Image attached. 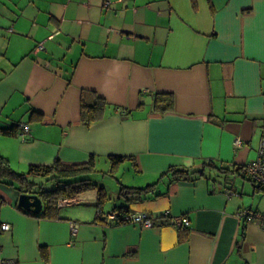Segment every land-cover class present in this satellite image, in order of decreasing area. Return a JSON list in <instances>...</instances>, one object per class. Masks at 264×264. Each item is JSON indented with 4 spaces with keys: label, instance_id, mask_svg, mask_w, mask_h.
Here are the masks:
<instances>
[{
    "label": "crops",
    "instance_id": "crops-1",
    "mask_svg": "<svg viewBox=\"0 0 264 264\" xmlns=\"http://www.w3.org/2000/svg\"><path fill=\"white\" fill-rule=\"evenodd\" d=\"M160 93L174 98L165 113L153 111ZM97 97L102 116L85 126L82 102ZM22 125L25 137L0 134L16 172L93 157L102 174L111 157L130 156L137 166L115 171L140 181L118 183L157 186L134 200L112 190L118 203L106 188L101 209L90 190L42 219L0 182V226L11 227L0 228V263L264 264V228L239 215L264 212L250 181L159 180L173 168L213 160L234 170L259 157L264 0H0V128ZM125 205L154 226L108 219Z\"/></svg>",
    "mask_w": 264,
    "mask_h": 264
},
{
    "label": "trees",
    "instance_id": "trees-1",
    "mask_svg": "<svg viewBox=\"0 0 264 264\" xmlns=\"http://www.w3.org/2000/svg\"><path fill=\"white\" fill-rule=\"evenodd\" d=\"M153 99V111L155 112L165 113L174 105V98L171 93H160L155 95ZM82 103L81 115L84 125L88 126L92 122L99 121L106 102L97 97L91 103L84 101ZM122 113L125 115L130 114L129 111L125 110H122ZM33 114H35V112ZM16 133H19V127L17 126L0 128V134L2 136H14ZM125 161H131L133 166H137L134 157L117 155L109 159V162L111 163L110 169L102 174L113 175L112 173L114 169L125 163ZM207 170L209 172L212 171L213 175L211 174L208 176L209 172H207ZM99 173L100 171L97 169L96 160L93 157H91L88 162L77 165L62 163L59 160L55 161L52 166L31 165L26 173H21L18 171L16 172L10 166L8 159L5 156L3 157L0 155V182L4 185L15 187L19 192L38 195L43 202V210L36 216L42 219H53L59 214V200L74 198L79 194L90 190L98 191V206L101 209L100 205L106 199L105 196H107V189L105 186L99 185L94 181L96 174ZM236 175L241 176L244 180L250 181L253 184V191H255V193H264V186L254 183L245 173V166L231 170L224 165H218L213 160L204 161L197 169L186 167L184 169L173 168V170L164 172L159 180L163 177H168L172 181H198L199 178L204 177L208 180L214 181L216 184L220 183L222 185L232 186ZM39 178L42 182L38 181ZM156 186L157 182L150 183V185L146 187L138 188L123 185L119 190V195L124 197L129 196L130 200H134L144 193L151 191L154 193L156 191ZM115 210H118V216L122 221L129 215V213H131V209L128 205L116 206ZM252 212L264 214V212Z\"/></svg>",
    "mask_w": 264,
    "mask_h": 264
},
{
    "label": "built area",
    "instance_id": "built-area-1",
    "mask_svg": "<svg viewBox=\"0 0 264 264\" xmlns=\"http://www.w3.org/2000/svg\"><path fill=\"white\" fill-rule=\"evenodd\" d=\"M108 2V1H107ZM109 3V2H108ZM20 130L22 131V136L25 137V134L29 132V125H22ZM262 145L259 151V157L256 161L247 164L245 166V173L248 175V177L256 184H261L264 186V140L262 141ZM237 145H241L239 141L236 142ZM241 218L246 219V221H253L256 222L259 226H262L264 228V214L263 213H255L251 210H242L239 213ZM154 216L147 214V213H140V214H129L125 217L124 220L129 221L136 225H142L143 227L151 228L155 224ZM108 219L111 221L118 220V214L115 215V213H112L108 216ZM174 223L182 226V227H189L190 220L189 218H185L182 216H178L174 218ZM2 231H8L10 230V225L8 224H2L0 226ZM72 234L76 235L78 231V226L76 224L72 225ZM0 264H15V263H8L5 261H2Z\"/></svg>",
    "mask_w": 264,
    "mask_h": 264
},
{
    "label": "rangeland",
    "instance_id": "rangeland-1",
    "mask_svg": "<svg viewBox=\"0 0 264 264\" xmlns=\"http://www.w3.org/2000/svg\"><path fill=\"white\" fill-rule=\"evenodd\" d=\"M110 168V166H109ZM99 170V168H98ZM113 175H103V174H96L95 176V179L94 181L99 184V185H103L105 186L107 189H108V194H109V198H112L113 201H117V200H120L118 198L113 197L112 195V190L113 191H118V189L120 190V187L123 186L121 184H119V179H123V181L126 183V182H130L131 183V179L134 177V179L132 180L133 181V184H138V182L140 181L139 177H136L133 173L130 172V174H128L124 168L122 167V169L120 171L114 169ZM38 181H41L42 180L39 178ZM130 186V185H129ZM247 187H249L251 189V186L249 183H247L246 185ZM3 187L7 188L8 190H12L14 189L15 191L16 188L15 187H12V186H9V185H4ZM110 190V191H109ZM19 192V191H17ZM257 201V200H256ZM118 203V201H117Z\"/></svg>",
    "mask_w": 264,
    "mask_h": 264
},
{
    "label": "water",
    "instance_id": "water-1",
    "mask_svg": "<svg viewBox=\"0 0 264 264\" xmlns=\"http://www.w3.org/2000/svg\"><path fill=\"white\" fill-rule=\"evenodd\" d=\"M18 207L23 209L25 212L39 215L43 210V202L40 197L36 194L22 193L17 199Z\"/></svg>",
    "mask_w": 264,
    "mask_h": 264
},
{
    "label": "bare ground",
    "instance_id": "bare-ground-1",
    "mask_svg": "<svg viewBox=\"0 0 264 264\" xmlns=\"http://www.w3.org/2000/svg\"><path fill=\"white\" fill-rule=\"evenodd\" d=\"M20 128H21V126H20ZM19 128V129H20ZM25 193V192H24ZM31 194H33V193H31ZM66 202V200H59V207H62V206H64L63 204ZM31 214V213H30ZM118 219H119V216H118ZM72 225L74 224V223H71ZM77 225V224H76Z\"/></svg>",
    "mask_w": 264,
    "mask_h": 264
}]
</instances>
